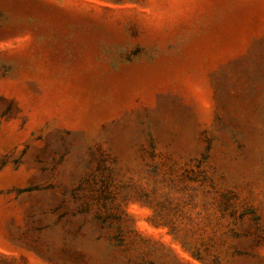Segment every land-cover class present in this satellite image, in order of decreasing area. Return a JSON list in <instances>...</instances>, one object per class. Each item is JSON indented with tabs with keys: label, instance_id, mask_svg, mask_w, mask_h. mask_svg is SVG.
<instances>
[{
	"label": "rangeland",
	"instance_id": "obj_1",
	"mask_svg": "<svg viewBox=\"0 0 264 264\" xmlns=\"http://www.w3.org/2000/svg\"><path fill=\"white\" fill-rule=\"evenodd\" d=\"M0 264H264V0H0Z\"/></svg>",
	"mask_w": 264,
	"mask_h": 264
}]
</instances>
